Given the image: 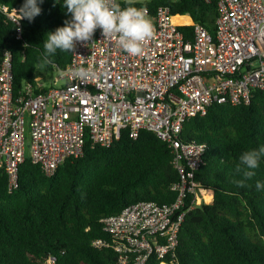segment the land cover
I'll return each instance as SVG.
<instances>
[{
	"label": "trees",
	"instance_id": "16d2710c",
	"mask_svg": "<svg viewBox=\"0 0 264 264\" xmlns=\"http://www.w3.org/2000/svg\"><path fill=\"white\" fill-rule=\"evenodd\" d=\"M0 4L18 10L22 0ZM160 5L170 8L186 37L191 38L193 23L213 33L216 0L133 2L151 15ZM40 7L32 22L20 20L19 37L0 11V56L11 54L14 96L26 85L34 93L46 90L36 78L70 61V52L59 50L47 63L42 56L46 33L68 19L63 0H43ZM180 139L204 144L195 179L213 196L186 212L170 264H264V190L255 188L256 181H264V158L244 187L234 183L241 179L235 172L240 154L264 146V90H255L248 103H211L205 114L183 123ZM178 178L168 144L147 129L135 138L122 130L108 146L86 140L81 156L65 159L50 175L28 151L14 188L0 172V264H109L116 258L114 250L93 245L94 240H111L101 219L138 201H173L171 187Z\"/></svg>",
	"mask_w": 264,
	"mask_h": 264
},
{
	"label": "built area",
	"instance_id": "2783aa9c",
	"mask_svg": "<svg viewBox=\"0 0 264 264\" xmlns=\"http://www.w3.org/2000/svg\"><path fill=\"white\" fill-rule=\"evenodd\" d=\"M216 3L213 33L193 23L191 38L178 29L168 6L153 15L144 7L153 34L136 56L97 29L88 45L77 43L70 52L59 71L63 83L36 93L26 85L13 95L12 57L6 51L0 56V172L9 189L17 185L27 136L32 161L47 175L65 159L81 156L86 140L108 146L122 130L132 138L151 130L171 149L179 174L171 187L174 200L138 201L101 219L111 240L93 245L114 250L109 264H170L184 216L206 190L195 179L205 146L180 139L183 123L205 114L211 103H248L255 90H264V0ZM0 11L19 37V16L6 4ZM81 68L87 74L80 75ZM36 80L44 86L41 77Z\"/></svg>",
	"mask_w": 264,
	"mask_h": 264
},
{
	"label": "clouds",
	"instance_id": "9594fccd",
	"mask_svg": "<svg viewBox=\"0 0 264 264\" xmlns=\"http://www.w3.org/2000/svg\"><path fill=\"white\" fill-rule=\"evenodd\" d=\"M43 0H22L19 9H13L19 20L32 22L41 13ZM127 6L121 7L118 0H63L65 15L68 17L63 26L46 33L43 43L44 62L60 52H73L77 43L88 45L94 32L101 30L103 37L116 36L118 46L127 54L136 56L143 51V43L153 34V25L147 9L133 6V0H126ZM43 66V65H42ZM80 75L87 74L81 68ZM264 158V146L244 151L238 157L235 172L241 177L234 183L244 187L245 181L255 175L261 159ZM256 190H264V181H256Z\"/></svg>",
	"mask_w": 264,
	"mask_h": 264
},
{
	"label": "rangeland",
	"instance_id": "374dc122",
	"mask_svg": "<svg viewBox=\"0 0 264 264\" xmlns=\"http://www.w3.org/2000/svg\"><path fill=\"white\" fill-rule=\"evenodd\" d=\"M121 2H125L126 0H120ZM144 1L146 0H133L134 3H138V4H142ZM59 71H53L52 73H50L47 77H42L41 79V83L45 86H59L63 83L62 80L59 79ZM28 134V132H27ZM26 153H28V144H29V136H27L26 138ZM204 200L203 202L205 203H209L211 202V197H210V192H208L207 190H205L204 192Z\"/></svg>",
	"mask_w": 264,
	"mask_h": 264
},
{
	"label": "crops",
	"instance_id": "0c3cea01",
	"mask_svg": "<svg viewBox=\"0 0 264 264\" xmlns=\"http://www.w3.org/2000/svg\"><path fill=\"white\" fill-rule=\"evenodd\" d=\"M178 19H179V17H178ZM208 192H210V197H211V199H212V196H213V194H212V190H210V189H206ZM212 201V200H211Z\"/></svg>",
	"mask_w": 264,
	"mask_h": 264
},
{
	"label": "bare ground",
	"instance_id": "6f19581e",
	"mask_svg": "<svg viewBox=\"0 0 264 264\" xmlns=\"http://www.w3.org/2000/svg\"><path fill=\"white\" fill-rule=\"evenodd\" d=\"M204 195V194H203Z\"/></svg>",
	"mask_w": 264,
	"mask_h": 264
}]
</instances>
